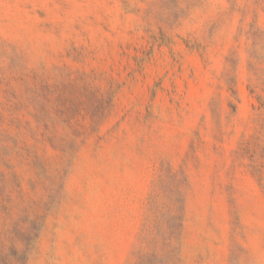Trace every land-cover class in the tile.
<instances>
[{
	"label": "rangeland",
	"instance_id": "374dc122",
	"mask_svg": "<svg viewBox=\"0 0 264 264\" xmlns=\"http://www.w3.org/2000/svg\"><path fill=\"white\" fill-rule=\"evenodd\" d=\"M0 245L264 264V0H0Z\"/></svg>",
	"mask_w": 264,
	"mask_h": 264
},
{
	"label": "trees",
	"instance_id": "16d2710c",
	"mask_svg": "<svg viewBox=\"0 0 264 264\" xmlns=\"http://www.w3.org/2000/svg\"><path fill=\"white\" fill-rule=\"evenodd\" d=\"M35 142H37V140H35ZM32 149H33V146H27L26 144V148L24 149L26 153V157L33 158L34 160H39V157L35 154V152ZM4 251H5V246L0 245V264H6L9 259L8 255L3 254Z\"/></svg>",
	"mask_w": 264,
	"mask_h": 264
}]
</instances>
